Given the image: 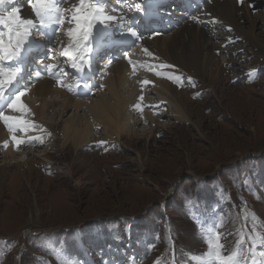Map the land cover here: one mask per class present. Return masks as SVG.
<instances>
[{
	"label": "rangeland",
	"instance_id": "1",
	"mask_svg": "<svg viewBox=\"0 0 264 264\" xmlns=\"http://www.w3.org/2000/svg\"><path fill=\"white\" fill-rule=\"evenodd\" d=\"M75 2L66 0L61 7ZM110 5V13L116 8L126 19L134 15L125 3ZM14 6L22 7L23 16L25 10L32 14L24 0ZM5 10L10 5H0V14ZM219 11L230 28L222 27ZM159 17L154 24L165 27L164 33L138 31L136 46L131 37L120 39L123 44L107 43L105 49L116 45V51L105 53L102 62L94 59L93 72L72 73L79 86L71 89V78L61 80L62 96L45 97L51 108L35 117V129L15 133L32 137L31 142L18 150L0 146V264H154L158 259L171 264V244L177 264H197L206 244L195 218L207 227L223 221L226 253L241 237L264 236V0H210L203 7L194 0H170ZM115 27L120 32L122 26L114 23L107 36ZM64 32L51 43L55 61L43 59L45 49L29 58L37 57L31 66L27 61L20 91L57 83L44 66L71 64L61 54L68 43ZM182 45L199 47L203 64L180 71L171 52ZM130 46L129 58L106 60V54ZM143 46L150 48L156 67H137ZM33 64L41 68L40 78ZM123 65L129 70H118ZM144 99L157 105L142 110L147 117L136 113L133 125L127 112L141 108L136 101ZM21 101L38 102L27 93ZM2 110L7 114L6 104ZM77 120L80 130L88 131V142L73 149L66 125ZM120 128L137 137L111 141ZM3 140L11 142L0 132L2 145ZM99 141L106 144L98 147ZM245 201L257 217L247 225ZM249 243L242 245L244 254ZM261 252L264 247L258 246L257 264L264 261Z\"/></svg>",
	"mask_w": 264,
	"mask_h": 264
},
{
	"label": "snow or ice",
	"instance_id": "2",
	"mask_svg": "<svg viewBox=\"0 0 264 264\" xmlns=\"http://www.w3.org/2000/svg\"><path fill=\"white\" fill-rule=\"evenodd\" d=\"M24 2L32 10L31 17H24L21 14L22 7L14 6L15 0H0V5H10V10H5L3 14H0V122L4 123L10 133L9 139L12 141L13 148L17 150L20 145L31 142L33 138L27 136L18 138L15 133L17 131L26 133L28 130L35 129L34 122L23 118L24 114L30 112L27 106L21 103V97L28 91L27 86H24L23 91H20L24 72L27 69V61L34 52L51 45L54 36L60 29H64L68 43L63 46L61 54L69 57L71 67L78 72H83L86 68L90 69L93 52L108 43L107 34L114 23L122 26L119 32L121 38L140 39L134 26L135 21L131 24L126 23L125 16L119 14L116 8H113L110 13L106 7V0H76L67 8L61 7L66 0H24ZM117 2L126 3L127 0H117ZM238 2L243 3L244 0H238ZM144 4L145 0H139V2L134 0L133 3L128 4V9L143 14L145 7L142 5ZM100 32H103L104 35H100ZM34 33L41 39H36ZM144 51L147 52V49ZM53 58L51 50L43 57L47 60ZM124 58L127 59V54ZM129 64H132L131 60H129ZM44 67L49 74H55L58 86L66 87L61 83L66 73L59 65L47 64ZM40 76L41 71L37 70L35 78H40ZM168 78L173 82H178L179 79L174 76ZM143 83L146 85L149 81L145 80ZM5 104L11 112L22 115L5 114L2 110ZM35 139L39 140L40 138L36 137ZM105 144L106 141H99L97 146L103 147ZM2 147L7 148L8 142H3ZM250 194L259 199L258 194L251 191ZM244 204L245 208L242 211L245 213V224L247 225L249 219L254 221L257 217L254 212H249L246 201ZM195 219L200 224L201 235L206 244V251L197 259V264H250V262L257 264L254 254L258 246L264 247V236L241 237L234 250L226 253V245L222 243L224 236L220 232L223 221L213 222L211 227H207L206 222H201L199 218ZM251 231L255 233L256 230L253 228ZM245 240L250 241L247 254H244L245 250L242 247ZM170 247L171 264H177L175 246L171 244ZM57 255L61 254L57 253ZM261 256H264V252H261ZM62 264H68L67 260H63ZM154 264H160L159 259ZM261 264H264V261Z\"/></svg>",
	"mask_w": 264,
	"mask_h": 264
},
{
	"label": "bare ground",
	"instance_id": "3",
	"mask_svg": "<svg viewBox=\"0 0 264 264\" xmlns=\"http://www.w3.org/2000/svg\"><path fill=\"white\" fill-rule=\"evenodd\" d=\"M23 14H24V17H31L32 16V14H29L27 12V10L23 11ZM215 17H216V14H215ZM217 17H218V20H220L222 22V27L227 25L230 28V26L228 24H226L224 19H223V18H225L224 13L221 14V12L219 11L217 13ZM145 49H147V52L144 51V53L142 55L139 54L140 59H142V61L140 64L138 62L136 63L137 67H139V65L140 66H142V65L153 66V64H152L153 62L149 58V56H150L149 53H151V50L148 46H146V47L143 46L142 50H145ZM171 54H172V59H173L174 65L182 72H188L192 67H197V66H200L203 64V61L201 62L202 52H201L200 48L197 46L192 47V45H187V46L182 45L178 50L173 48ZM49 63L52 64V62H49ZM153 67H156V66H153ZM118 70L125 72L126 70H129V69L126 65H123L120 68H118ZM135 74L136 73L133 72V75H135ZM143 80H144V78H143ZM112 83H113V86H116V88L119 87L118 75H115L114 79L112 80ZM27 94L29 96H32V97H37V100H38V102L35 106H32L31 104H24L21 101V103L26 105L27 108H28V106L31 108V110L28 108L30 110V112L27 114H24V116H23V118H25L26 120H28L30 122H34L35 117L50 111L51 104L45 102L46 96L52 95V94H60L62 96V93L59 90L58 84L56 82L54 83L52 81L44 83L43 85L36 86L35 88H32V89L29 88V92H27ZM136 102H137V104L141 105V108L134 109V111H131V112L130 111L127 112L128 120H129V122H132L133 125H136L138 123L137 117H134L136 113L142 112V114L147 117L148 113L145 111H142V110L154 109L152 107H155L157 105L151 101H148L147 99H144L143 101H141V100L136 101ZM158 104L160 105V104H162V102L159 101ZM41 105L43 106V108ZM7 115L18 116V115H22V114L13 113V112H11L10 109H8ZM66 128H67L66 131H68L69 129H72L73 136L70 137V141H68L67 144L71 145V147L73 149L80 147V146H82L88 142V131L84 132V130L83 131L80 130V124L78 123V120L75 121L74 123H72L71 125L67 124ZM123 130H124L123 128H120V131H117V132L110 134L111 135L110 140L117 143V142H120V140L124 137H126L129 141H131L132 139L137 137L136 132L128 134V132H125ZM0 132H4V134L10 136V133L7 131L3 122H0ZM1 142H5V140H3ZM0 146H2V143H0ZM8 146H10L9 150L14 149L13 145H12V141L10 143H8ZM224 153H226V152H224ZM2 172L4 173L5 169H3Z\"/></svg>",
	"mask_w": 264,
	"mask_h": 264
}]
</instances>
